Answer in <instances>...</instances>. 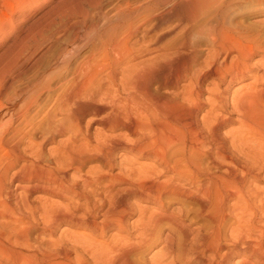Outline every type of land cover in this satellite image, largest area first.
<instances>
[{
    "label": "bare ground",
    "instance_id": "bare-ground-1",
    "mask_svg": "<svg viewBox=\"0 0 264 264\" xmlns=\"http://www.w3.org/2000/svg\"><path fill=\"white\" fill-rule=\"evenodd\" d=\"M228 2H181L173 28L164 27L171 9L152 4L105 18L81 38L55 40L56 54L26 89L1 91V259L264 264V195L251 187L264 182V88L236 91L239 113L228 111L229 86L253 74L259 45L228 27ZM141 10L147 16L134 23ZM82 48L86 56L75 62ZM22 55L14 54L12 68ZM236 121L242 126L224 133ZM93 124L100 127L91 133ZM173 203L182 205L170 210ZM37 218L41 232L54 236L63 225L101 238L120 234L80 245L77 230L65 231L26 259L17 245L30 242ZM6 223L13 224L9 234ZM163 229L176 239L147 261L141 253Z\"/></svg>",
    "mask_w": 264,
    "mask_h": 264
},
{
    "label": "rangeland",
    "instance_id": "rangeland-1",
    "mask_svg": "<svg viewBox=\"0 0 264 264\" xmlns=\"http://www.w3.org/2000/svg\"><path fill=\"white\" fill-rule=\"evenodd\" d=\"M187 1L188 0H0V93L4 89L11 93L18 89V92L26 89V87L30 84V81L36 77V74H38L40 70L42 71L44 67H46V65L53 59L52 56H54V53L56 54L55 50L57 45L60 46V43L55 41L57 39L61 38L60 40H64L66 36H69V38L73 37V39H75L74 36H79L81 38L82 36L89 34L96 24H100L99 22H101V20L103 21L105 18L114 20L115 18L119 16L122 17L123 15L146 4H152L155 9H161V11L165 8L171 9V13L173 14L170 21L167 22L164 27L173 28L177 25V23H179L175 13L182 7V4L184 5ZM228 1L229 2L226 3L224 8L228 27L230 26L235 29L238 27L237 29H240L245 33H250L254 43H257L260 48V50L259 48L256 50L259 52H256V55L253 56L249 62L251 69L254 70L253 74L256 76L258 75V77H252V74L244 79H238L229 86L228 111L234 118H236L239 112L232 101L236 95V91L240 89L246 91L256 88V86L257 89L264 88V82L262 79L258 80L264 72V0ZM157 2L158 4H155ZM177 3H179L180 7L175 5ZM156 12L158 13L160 11L157 10ZM146 14L147 12L141 10V12L135 15L132 20H135L134 23H137V21L143 22L142 20H144L147 16ZM144 28L145 27L141 30H144ZM206 44L207 43L205 41L201 42V49L204 53H207L208 51ZM61 46L65 47V44ZM85 50L87 51V48L81 49L79 57L74 60L75 62H80V60L84 59V56H86ZM14 54H23L24 56L22 55V61L17 66L12 68L15 57ZM41 56V61L36 65L34 61ZM98 58L99 57L97 56V59ZM33 62L36 66H32ZM21 63L23 65H21ZM9 67H11V70ZM212 81L214 80L209 79L206 84H211ZM216 82L218 81L216 80ZM169 91L172 92L173 90ZM207 95L209 96V92L205 93V97H208ZM44 96L40 101H43L42 103L44 104L42 105L46 106L49 99H47V95ZM208 108L209 106L207 105L205 109ZM32 113H35L34 109L32 110ZM89 118L91 117L88 116L84 119V125ZM241 126V123L236 121L227 126L224 129V133L229 132L231 129H239ZM98 127H100L98 124H93L91 126V133H94ZM66 137H57L56 143ZM56 143L48 144L46 151L52 149ZM90 165L95 166L96 164L94 163ZM251 187L259 189L262 195H264V182L253 181V185ZM39 197H43V194H35L32 198L37 201V198ZM181 205L182 204L180 203H173L171 204L172 208L170 210L180 208ZM136 219L137 215L131 217L129 223L134 222ZM33 222L37 225V228L31 232L29 236L30 242L28 244L24 242L21 243L22 245H17V249L22 254L26 253L24 255L26 259L31 258L29 255L35 253V248L50 247L49 244H51V241L60 236L62 237V234L65 231L77 230V233H79V240L77 241L80 245H82V241H88L90 238H97L98 241H109L113 236H118L120 234L118 230H112V232L107 235L108 238L107 236L105 238H101L94 235L90 231L63 225L59 228V230H57V233L54 236L48 234V232H41L42 224L40 218L33 219L32 223ZM2 223L3 219L0 217V224ZM3 225H6L4 227L6 230L5 233L9 234L10 227L13 224L6 223ZM175 234L176 233L170 229H163L159 233L156 240L157 242L146 251L142 252L141 255L149 261L159 249L168 246L172 243V240L176 239ZM76 238H78V236H76ZM68 239L70 238L68 237ZM30 246H33V248ZM75 255V253L72 254V257H75ZM36 262V259H33V261H29L28 264H35ZM0 264L12 263L6 259H1L0 257Z\"/></svg>",
    "mask_w": 264,
    "mask_h": 264
}]
</instances>
